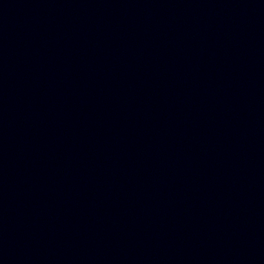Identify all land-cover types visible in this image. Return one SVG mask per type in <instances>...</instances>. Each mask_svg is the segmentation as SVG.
<instances>
[{"label": "water", "instance_id": "obj_1", "mask_svg": "<svg viewBox=\"0 0 264 264\" xmlns=\"http://www.w3.org/2000/svg\"><path fill=\"white\" fill-rule=\"evenodd\" d=\"M0 264H264V0H0Z\"/></svg>", "mask_w": 264, "mask_h": 264}]
</instances>
